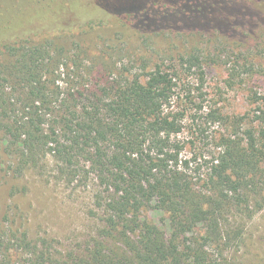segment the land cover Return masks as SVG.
I'll use <instances>...</instances> for the list:
<instances>
[{"label":"trees","instance_id":"1","mask_svg":"<svg viewBox=\"0 0 264 264\" xmlns=\"http://www.w3.org/2000/svg\"><path fill=\"white\" fill-rule=\"evenodd\" d=\"M89 1L116 22L156 29L172 15L183 25L197 15L214 23L219 8L249 0H0V132L6 149L18 155L13 172L21 177L25 168L40 169L50 153L67 180H87L93 172L105 192L98 196L102 224L80 257L58 256L27 231L0 227V264H12L15 254L17 264H237L229 254L243 239L236 213L251 217L263 207L264 95L257 126L242 137L222 136L208 176L196 187L180 165L184 144L176 136L184 112L165 109L173 74L158 66L144 80L106 82L82 101L74 94L57 105L50 99L55 81L47 71L58 74L60 61L48 44L103 20L88 17ZM45 108L56 114L50 124ZM150 211L164 216L163 223Z\"/></svg>","mask_w":264,"mask_h":264},{"label":"rangeland","instance_id":"2","mask_svg":"<svg viewBox=\"0 0 264 264\" xmlns=\"http://www.w3.org/2000/svg\"><path fill=\"white\" fill-rule=\"evenodd\" d=\"M90 3L88 17L101 22L74 29L48 44L60 61L55 76L46 70L55 81L48 91L50 99L57 105L74 94L76 102L82 101L106 82L137 75L144 80L158 66L173 74L176 85L165 109L184 112L183 129L176 138L184 144L179 157L189 164L185 167L180 161V165L200 187L220 149V138L234 132L242 137L245 128L259 123L257 107L264 95V0L225 5L214 14L215 24L197 15L198 20L183 25L176 22L178 15H172L156 29L116 22L94 1ZM43 111L50 124L56 114L50 108ZM216 116L226 120H215ZM6 141L0 132V227L27 231L29 239L39 240L42 250L49 244L58 256L80 257L102 224L98 196L105 192L95 173L87 180L77 176L69 181L60 173V163L47 153L39 160L40 169L25 168L16 177L18 155L6 149ZM258 196L263 207L251 217L236 213L243 239L229 254L237 264H264V190ZM149 214L163 223L164 216ZM12 259L17 264L18 255Z\"/></svg>","mask_w":264,"mask_h":264}]
</instances>
